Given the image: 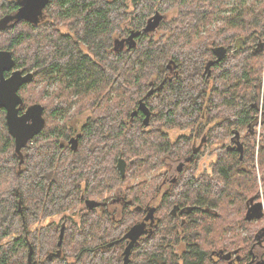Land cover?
I'll return each mask as SVG.
<instances>
[{
    "label": "trees",
    "instance_id": "16d2710c",
    "mask_svg": "<svg viewBox=\"0 0 264 264\" xmlns=\"http://www.w3.org/2000/svg\"><path fill=\"white\" fill-rule=\"evenodd\" d=\"M20 1L0 0V21L14 14ZM171 8L178 11L171 22H162L157 13L151 17L154 10ZM44 13L38 26L20 22L0 28V49L12 54L15 70L33 74L18 91L20 111L40 104L45 120L41 134L17 154L0 108V242L12 237L0 244V264H28L30 248L32 264H123L121 239L142 222L163 176L126 188L119 219L84 201L143 178L166 160L191 159L192 136L171 142L167 129L200 126L208 141L225 136L232 141L249 126L247 120L264 116L259 114L264 0H50ZM214 23L219 26L212 29ZM155 24L169 36L153 40L148 32ZM56 25L71 33H61ZM132 31L140 32L134 47L115 51L116 36ZM235 43L241 49L229 56ZM219 47L227 56L217 64L213 50ZM51 85L59 86L53 96ZM141 100L151 113L146 127L138 111ZM71 109L75 113L68 117ZM85 113L89 116L73 151L66 144L75 134L69 122ZM262 133L259 139L255 132L245 135L242 157L232 142L222 148L211 179L194 177L195 157L165 193L156 209L159 223L134 246L130 264H229L211 260L217 252H241L249 263L259 239L264 246V216L256 220L253 234L243 227L240 241L233 230L241 225L236 220L249 225L243 219L246 204L257 198L256 152L264 201ZM119 159L126 163L123 179L116 169ZM245 162L246 169L241 168ZM79 205L78 222L65 216ZM62 214L60 226L33 229ZM62 228L61 255L48 259L58 250ZM179 244L185 247L181 254L174 249Z\"/></svg>",
    "mask_w": 264,
    "mask_h": 264
},
{
    "label": "water",
    "instance_id": "95a60500",
    "mask_svg": "<svg viewBox=\"0 0 264 264\" xmlns=\"http://www.w3.org/2000/svg\"><path fill=\"white\" fill-rule=\"evenodd\" d=\"M49 2L50 0H21L19 3V9L14 14L6 16L0 21V28L12 26L20 22L36 23L38 18L42 16L44 9L48 6ZM139 35L140 32L132 31L129 38L125 41H133L132 45L134 47V39ZM213 55L216 59V63L219 64L226 58V49L223 47L216 48L213 50ZM6 73H9V76L6 77ZM32 81L33 74L22 73L19 70H15V61L12 54L8 51L0 49V108H2L6 113L5 119L7 130L14 139L15 151L17 154L21 153V150L28 142L40 135L45 127V120L43 118L44 109L42 105L35 104L28 107L23 113L20 111L23 107V100L18 94V91ZM138 111L145 116V119L143 120L144 126H148L151 113L142 100L138 103ZM78 138L79 136H76L69 141L71 150L73 151L77 150ZM116 169L119 172L120 177L123 179L126 171L125 161L119 159ZM87 203V205L92 208L97 205V203L93 201H88ZM262 206V203H258L252 209H249L246 213L245 220L251 221L254 218L260 219L263 217V212L261 211ZM155 211V208L149 209L144 221L132 226L122 237L121 241L126 242V246L122 253L123 264H130L132 250L138 243L139 239L145 235L146 223H153ZM63 236L64 228L61 229L59 234L57 252L48 255V259L54 256L60 257ZM32 253L33 250L30 248L28 254V264H32Z\"/></svg>",
    "mask_w": 264,
    "mask_h": 264
},
{
    "label": "rangeland",
    "instance_id": "374dc122",
    "mask_svg": "<svg viewBox=\"0 0 264 264\" xmlns=\"http://www.w3.org/2000/svg\"><path fill=\"white\" fill-rule=\"evenodd\" d=\"M134 5V4H133ZM132 4L129 3V7H128V11H132ZM159 14L161 19L163 20L162 22H171L172 20H174L177 16H178V11L177 9L171 8L165 12H159L158 10H154L153 14L151 15V17L155 14ZM147 21V20H146ZM124 25V24H123ZM219 26L218 23H214L212 24V29H215ZM56 27L59 29V31L61 33H71V30L69 28H67L66 26L63 25H56ZM127 28H128V24H127ZM149 35H151V38L155 41L160 40L161 38L164 37H168L169 36V32L164 30L163 28H157V25L154 26V28H150L149 29ZM117 35V34H116ZM114 35V36H116ZM119 36V35H118ZM241 45L240 43H235L233 44V50L230 49L228 55L231 56L235 53H237L240 49H241ZM83 51L85 53L87 52V49H85V47H82ZM58 85H51L49 86L48 90H49V94L50 96H53L57 91H58ZM40 89V86L37 87V90ZM44 101H48V96L44 98ZM56 101V100H54ZM259 103L261 108L259 109V114L263 113L264 111V82L262 83L261 88L259 89ZM75 113V109H71L70 112L68 113V117H70L72 114ZM89 113H85L83 115L78 116L77 118H75L74 120H72L71 122H69V124H71V126L73 127H78L79 125H81V121L82 119H79L80 117H88ZM217 128V127H216ZM214 128V129H216ZM258 128H256V130L254 131L256 134V138L259 139V134L258 133H262L259 130H257ZM195 129L193 128H185V129H180V128H171V129H167L166 133L169 135L171 142H175L179 137L182 136H190L191 134H194ZM248 132H245L244 129H241L240 131V135H241V140L240 142H243V138L245 137V135ZM263 134V133H262ZM201 135L198 137V140L196 141L195 146L197 147V149L200 150V153L198 154V157L195 161V170H194V175H196L197 178L200 179H211L214 177V167L216 166L218 160H219V154L223 151L222 148H225L226 146H228L230 144V139L231 137L229 136H225L223 138L217 139V140H210L208 141V143L206 145H204L203 147L200 146V141H201ZM255 142L253 143L252 141H250L249 143V148H253L255 145ZM258 144V142H256V145ZM257 151L256 147H255V152ZM248 157V156H247ZM223 159H227L226 157H223ZM222 159V160H223ZM249 162V161H248ZM247 162V163H248ZM245 163L241 164V168H245ZM219 166V165H218ZM254 169L256 170V174L258 176V180L260 185L258 192L263 191V185L261 184V176L259 178L260 175V170L258 168V164H257V152L255 153V163H254ZM240 176L242 175V170H240ZM158 176H165V179L168 177L169 179H171L172 177L175 176V170L173 169L171 172L169 171L167 165L163 166H157L155 167L151 172H148L147 174L144 175L143 178L139 177L133 181L127 182L125 183L123 186H121V188H116L114 190H112L110 193H105L101 196H94L96 198H93L92 201L97 203V204H103L102 207L105 208L106 210H108L112 215H114L115 219H119L121 216V212H122V208H123V191L126 188H131L133 186H136L140 183L143 182H149L150 180H152L154 177H158ZM167 187H165L166 189ZM145 188V192H146ZM238 193L240 195V197H242L245 194V189L244 187H239L238 188ZM263 195L261 194V198L260 200H263ZM120 198V200H118ZM157 205V200H155L152 204V206H156ZM85 207V206H84ZM83 209V206L79 205V206H75L74 208L66 211L65 216H71L72 220H75L78 222V213L80 210ZM133 210V208L131 209ZM158 213H156L157 216ZM64 218L63 214L62 215H58L52 218H49L48 220L41 222L39 224H37V226H34L33 229H40L41 226H47V225H51L53 224L54 226H60V223L62 222V219ZM244 219V218H243ZM240 220V219H239ZM257 219H252L251 221H246L247 224L245 227V224H243V222L241 221H237L236 220V224H241L240 226H238L237 230H233V233L235 234V239L237 241H240L239 235L241 237L245 236V233L241 232L243 230V227L245 229H249L252 231V234L254 233L253 229H256V226L258 225V221H256ZM253 221V222H252ZM252 222V224H251ZM232 231V230H231ZM232 233V232H231ZM230 237H232V234L230 235ZM12 237H9L8 239L1 241L0 244H3L7 241H9ZM258 243V242H257ZM256 243V244H257ZM256 246L253 250L256 254L261 255V253L264 251L262 246H258V245H254ZM242 247V245L240 243H238V247L237 250H239ZM175 251L178 254H181L185 249L182 246H175ZM233 253H231L232 255ZM225 255V254H224ZM230 255V256H231ZM231 259V258H230ZM233 260L231 259V262Z\"/></svg>",
    "mask_w": 264,
    "mask_h": 264
},
{
    "label": "flooded vegetation",
    "instance_id": "af4514ba",
    "mask_svg": "<svg viewBox=\"0 0 264 264\" xmlns=\"http://www.w3.org/2000/svg\"><path fill=\"white\" fill-rule=\"evenodd\" d=\"M18 9H19V7L17 8V10ZM44 15H45V13L43 11L42 16H40L38 18V21L36 23H34V24L33 23H31V24L38 26L39 23L41 21H43V19L45 17ZM153 18L147 20L146 23L149 24L150 21L151 22H154L155 20ZM129 35H130L129 33H128L127 36H121V35L118 36L117 35L116 38L113 41V44H114L113 49L115 51H117V48L122 49V51L123 50H127L130 47V45L133 44V41H131V40L130 41H125L127 38H129ZM120 41H124V42H120ZM261 106H260V108H261ZM87 118L88 117H80L79 118V119H82L81 125H79L78 127H74L73 130H74L75 134L73 136H71L70 140L72 139V137L74 138L76 136H79V137L81 136L80 135L81 134V130L83 129V127H84V125L86 123ZM247 122H248V125L249 126L246 128L245 132H248L249 135H252L254 133V131L256 130V128H258L257 130H259L260 132H264V116L263 115L260 114V116L254 117V118H252L250 120H247ZM191 128L195 129L194 134H191L190 135V136H192V140H193V142H192V149L194 150L195 154H193V156H192L191 159L187 158L188 156H185L182 159L177 160V161H171V160H166L165 161V165H167V167H168V169H169L170 172L173 169L175 170V176L172 177L171 179L168 178L169 176L166 179H165V176H163V178L161 180V184H159V188H158V191H157V195L155 197H152L151 198L149 206L146 207V210H145L146 211V215L143 218L142 222L146 218L149 209H151V208L157 209L158 205L163 203L165 193L167 191H170L172 189V187L177 184L180 176L184 173L185 169L188 168V167H191V163L193 162L194 158L195 157H198V154L200 153V150L197 149V147L195 146V144H196V141L198 140V137L201 135L200 126L191 127ZM258 134L260 136V133H258ZM187 137H189V136H187ZM201 137L202 138H201V141H200V146L203 147L204 145H206L208 143V136H206V133H205V134H202ZM240 140H241V135L239 133V134H237V136L233 137L232 141L230 140V142H232L234 145H236L235 148H236L237 151H239V153H240V155L242 157L243 152H244V146L242 145V143L240 142ZM69 141L66 144H69ZM69 146H70V144H69ZM191 168L193 170H195V166H192ZM260 176H259V178H260ZM194 177L197 178L196 175H194ZM197 179H200V178H197ZM261 180H262V176H261ZM263 181H264V176H263ZM165 187H167V188L165 189ZM261 194H262L261 192H258V194L256 196H259V197H257V198L255 197L254 199H250V201L247 202V204H246V207H247L246 213H247V211L249 209H252L256 204L262 203L263 206H262V210L261 211L263 212V216H264V201L263 200H260ZM118 200H120V198ZM155 200H157V205L156 206H152V204H153V202ZM90 201H92V200H90ZM87 202H88V200H85L84 201V205H87L88 204ZM123 202L125 203L124 198H123ZM128 204H131V202H128ZM102 205L103 204H97L95 207H97V208L98 207H102ZM102 210L103 211L104 210L105 211H108L105 208H103ZM156 213H157V210L155 211V214H154V221H153V223H148V222L146 223V233L142 237H147L150 234L153 226L156 223H159V221L156 218ZM261 240H263V239H261ZM124 244L126 246V242H124ZM255 245L262 246V248L264 250V246L262 244V241H260V239L258 240V243L255 244ZM178 246H182L185 249V247L182 244H179L176 247H178ZM255 247L256 246H253V248L251 250V256L249 257L250 261L247 264H264V251L261 253V255L256 254L254 252V250H253ZM224 254L225 253H223V252L214 253L213 255L210 256V259L211 260H214V261H218L220 259H226L229 264H244V256H243V254H241V252L240 253H236V255L235 254H232L231 256L228 255V254H225V255ZM230 258L233 260L232 262H231V259Z\"/></svg>",
    "mask_w": 264,
    "mask_h": 264
}]
</instances>
